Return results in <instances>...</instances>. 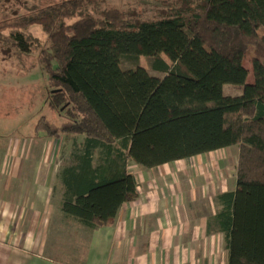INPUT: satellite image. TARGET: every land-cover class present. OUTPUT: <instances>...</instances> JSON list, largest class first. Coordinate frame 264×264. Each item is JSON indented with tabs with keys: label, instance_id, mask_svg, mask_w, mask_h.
<instances>
[{
	"label": "trees",
	"instance_id": "1",
	"mask_svg": "<svg viewBox=\"0 0 264 264\" xmlns=\"http://www.w3.org/2000/svg\"><path fill=\"white\" fill-rule=\"evenodd\" d=\"M178 1L187 13L142 20L115 7L89 13L99 0H62L11 19L0 28L10 30L6 44L35 39L46 88L5 92L4 102H14L7 115L17 118L41 95V111L60 119L42 114L34 132L84 153L60 178L89 181L66 208L88 229L110 224L139 198L126 160L150 169L238 146L237 188L219 194L218 216L229 264H264V0ZM34 26L45 43L28 33ZM141 56L165 76L152 75ZM125 61L136 65L125 70ZM225 84L241 85L242 94H226ZM23 92L32 93L29 102Z\"/></svg>",
	"mask_w": 264,
	"mask_h": 264
},
{
	"label": "crops",
	"instance_id": "2",
	"mask_svg": "<svg viewBox=\"0 0 264 264\" xmlns=\"http://www.w3.org/2000/svg\"><path fill=\"white\" fill-rule=\"evenodd\" d=\"M40 134L33 132L34 146L20 138L0 145V264H66L57 256L78 248V234V264H229L218 196L237 188L238 155L233 168L224 155L232 147L150 169L126 160L139 198L124 203L110 224L88 229L66 208L89 181L60 178L84 153L68 144L62 154L63 139ZM222 174L232 181H221Z\"/></svg>",
	"mask_w": 264,
	"mask_h": 264
},
{
	"label": "rangeland",
	"instance_id": "3",
	"mask_svg": "<svg viewBox=\"0 0 264 264\" xmlns=\"http://www.w3.org/2000/svg\"><path fill=\"white\" fill-rule=\"evenodd\" d=\"M60 1L62 0H0V28L3 27L2 25L10 22L13 18H17L21 15L32 12L34 9L58 3ZM188 5V3L184 2L179 3L178 0H99L97 6H93L89 9V13L98 15L99 12L104 9L115 7L124 10L127 15L134 20H142L163 17L171 14V11L176 9L187 13L189 9ZM77 18H79V16L69 19L68 22H73ZM0 31H2V37L0 36V145L6 143L9 144V142L15 138H20L29 139L30 145L34 146L39 141V139L33 140V138H35L33 135L34 127L38 118L42 114L46 113L49 117L53 119L55 118L57 121L60 119L57 116L54 117L51 115V113L47 110L45 111L42 109L41 111L43 104L41 95L36 96L35 99L33 98L34 105L26 104V106L22 108L23 110L18 114L17 118L10 119V117H8L7 113L10 112L8 110L13 109L14 102L12 99L8 100L7 103L4 102L3 94H5V92H8L10 96H15L14 90L20 91L21 89H29L35 90L33 94L35 95L38 90L41 93L45 91L46 82L43 72L36 64L39 50L37 42L34 41L35 39L29 40L26 36H20L18 42H13L11 45L12 48L13 45H17L22 50V53L18 54L19 52H15L14 49L6 44V39L11 36L10 30L7 29ZM24 31L26 32V30ZM28 33L31 34L33 38H37L39 43H45L46 34L40 26L32 27ZM164 57L169 63H171V60L167 57V55L164 54ZM244 64L249 69L248 82H254L253 64L250 56H245ZM135 65V63L125 61L123 63V68L127 70L134 68ZM140 65L146 67L152 75H156L158 77L165 76V73L153 70L150 60L145 56H141ZM224 91L226 94L239 95L242 94L243 87L241 85L225 84ZM31 94V92H28L27 94L23 92L22 98H25V100L29 102ZM61 142V153L63 154L64 151H68L70 149H68V143H66L67 141H65V139H63V141L61 140ZM65 145H67V147ZM231 147L232 148L225 150L224 155L227 157V161H229V158L231 159L228 165L233 168L235 159L239 154V147ZM59 161H56V167L58 168H60ZM64 162L65 160L63 159L62 164H64ZM171 165L172 164H169V166ZM182 176L181 181H186L185 178L187 173ZM218 177L220 178V176ZM223 177L224 174H222L221 181H232L229 176L226 179H223ZM73 240L77 241L78 248L76 250L68 249L64 253H61L60 256L56 255L59 259L66 261V264H78L79 262H77L75 255L82 258L80 254L82 245L79 246L78 244V241L81 240V234H78L76 239L73 238ZM64 254H66V256H64Z\"/></svg>",
	"mask_w": 264,
	"mask_h": 264
}]
</instances>
